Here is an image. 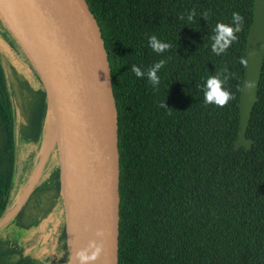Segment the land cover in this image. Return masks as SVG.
Instances as JSON below:
<instances>
[{
    "label": "trees",
    "instance_id": "16d2710c",
    "mask_svg": "<svg viewBox=\"0 0 264 264\" xmlns=\"http://www.w3.org/2000/svg\"><path fill=\"white\" fill-rule=\"evenodd\" d=\"M85 2L100 32L116 113L117 264H264V57L245 131L250 146L233 148L253 0ZM192 10L196 16L188 22ZM233 12L244 18L242 29L217 56L210 37L218 22H232ZM0 27L20 52L1 20ZM153 35L171 47L157 54L149 46ZM161 59L166 63L158 86L131 71L133 64L146 70ZM225 68V87L234 99L224 107L205 104L207 77ZM36 113L20 136L29 143L47 120L43 90ZM15 125L13 97L0 65V217L15 173ZM48 135L46 123L43 140ZM0 264L40 262L0 255Z\"/></svg>",
    "mask_w": 264,
    "mask_h": 264
},
{
    "label": "water",
    "instance_id": "95a60500",
    "mask_svg": "<svg viewBox=\"0 0 264 264\" xmlns=\"http://www.w3.org/2000/svg\"><path fill=\"white\" fill-rule=\"evenodd\" d=\"M0 10L43 90L50 136L40 163L53 145L67 247L62 264H76L69 257L93 239L103 245L93 264H117L116 113L96 21L85 0H0ZM243 57L234 149L251 143L245 131L264 57V0H253Z\"/></svg>",
    "mask_w": 264,
    "mask_h": 264
},
{
    "label": "flooded vegetation",
    "instance_id": "af4514ba",
    "mask_svg": "<svg viewBox=\"0 0 264 264\" xmlns=\"http://www.w3.org/2000/svg\"><path fill=\"white\" fill-rule=\"evenodd\" d=\"M30 154L15 159L8 204L0 217L11 213L0 225V255L14 261L28 257L40 264H62L67 247L55 150L52 145L41 163L40 152L36 158ZM8 250L13 253L6 256Z\"/></svg>",
    "mask_w": 264,
    "mask_h": 264
},
{
    "label": "clouds",
    "instance_id": "9594fccd",
    "mask_svg": "<svg viewBox=\"0 0 264 264\" xmlns=\"http://www.w3.org/2000/svg\"><path fill=\"white\" fill-rule=\"evenodd\" d=\"M196 16L195 10L189 11L187 14V21L192 22ZM208 16L207 12L201 14L203 19ZM184 19L182 15L180 17ZM232 22L230 24L218 22L213 30V35L210 37L211 50L217 56L223 54L231 44L237 40V33L242 29L244 18L238 13L233 12L231 17ZM149 46L157 54H161L168 50L171 45L166 42L160 41L155 35L149 37ZM243 63V61H241ZM166 61L161 59L146 70L133 64L131 66V71L136 77L142 78L147 77L151 84L155 87L160 83V77L158 72L165 65ZM229 79V74L225 68L223 72H218L214 75L207 77L206 82L203 85V96L205 104H214L217 107L226 106L229 101L234 99L233 94L225 87L227 80ZM162 108L169 109L165 103L161 104ZM96 237H103V231L98 230L95 233ZM103 251L102 243H98L97 240H89L87 245L83 248L75 250L69 257L74 260L76 264H93Z\"/></svg>",
    "mask_w": 264,
    "mask_h": 264
},
{
    "label": "rangeland",
    "instance_id": "374dc122",
    "mask_svg": "<svg viewBox=\"0 0 264 264\" xmlns=\"http://www.w3.org/2000/svg\"><path fill=\"white\" fill-rule=\"evenodd\" d=\"M0 27V65L2 67L7 88L13 97V106L16 121L17 157L23 159L30 151V156L36 158L40 152L41 156L49 143V136L43 140L42 132L45 130L48 120H44L41 125L38 139L34 145H29L20 136H25L30 120L36 116L38 106L41 103L42 87L34 69L21 50L16 52L12 49L2 33ZM48 153V151H47ZM46 159V158H45Z\"/></svg>",
    "mask_w": 264,
    "mask_h": 264
},
{
    "label": "bare ground",
    "instance_id": "6f19581e",
    "mask_svg": "<svg viewBox=\"0 0 264 264\" xmlns=\"http://www.w3.org/2000/svg\"><path fill=\"white\" fill-rule=\"evenodd\" d=\"M0 12H1V10H0ZM1 13H2V12H1ZM50 154H51V153H50ZM50 156H51V155H50ZM50 156H49V157H50Z\"/></svg>",
    "mask_w": 264,
    "mask_h": 264
}]
</instances>
